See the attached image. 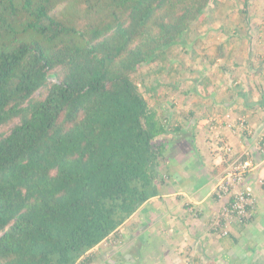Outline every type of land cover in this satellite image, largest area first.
I'll return each instance as SVG.
<instances>
[{
    "label": "trees",
    "instance_id": "16d2710c",
    "mask_svg": "<svg viewBox=\"0 0 264 264\" xmlns=\"http://www.w3.org/2000/svg\"><path fill=\"white\" fill-rule=\"evenodd\" d=\"M222 3L0 0V264H87L159 194L155 139L180 127L157 112L156 86L152 104L144 96L142 67L186 45ZM231 37L202 59L228 62Z\"/></svg>",
    "mask_w": 264,
    "mask_h": 264
},
{
    "label": "rangeland",
    "instance_id": "374dc122",
    "mask_svg": "<svg viewBox=\"0 0 264 264\" xmlns=\"http://www.w3.org/2000/svg\"><path fill=\"white\" fill-rule=\"evenodd\" d=\"M221 1H223L222 11L215 22L200 26L190 33L183 47L182 45L173 46L166 60L142 67L139 82L144 96L152 104L151 89L153 86L158 88L157 93L163 95L164 100L157 107V112L161 114V118L171 119L172 125H175V120L185 115L183 107L186 103H183V99H187L191 106L198 104L203 106L192 93L195 90L200 94L203 91L207 92V89L211 90V82L203 83L202 80L208 78L211 72H214L216 77L219 71L216 67L218 63L215 65L217 71L215 67L213 71L206 70L204 63L200 61L203 60L200 55L204 48L216 44L215 41L229 37V32L235 33L230 38L235 48L232 58L224 62L227 66L224 69L223 78L226 82L231 79L232 90L238 89L237 81L241 83L240 80H242L244 84L247 82L245 85L248 87L251 85L249 81L254 83L261 73L264 74V0H248L249 5L244 12L245 8L240 3L230 6L231 0ZM218 23H221L220 30L214 29V33L207 36V42H203L201 39L203 30L206 28L211 30ZM224 28L226 36L220 33ZM205 44L208 45L205 46ZM192 55H194L193 58H191ZM260 84L263 89L264 80ZM41 92L42 90H38L34 95L39 96ZM254 93L258 95V90ZM259 98L262 100L261 95ZM187 106H189L188 103ZM167 111L173 112L172 115L170 114L171 117H168ZM238 120L241 122V119L238 118ZM234 123H236L235 120ZM162 163L161 155L158 166L160 178L165 177L162 173L164 172ZM259 184L262 185L261 200L259 199L257 204L256 195H253L255 207L251 218L243 223L232 222L227 226L225 235L211 228L215 217L221 215L222 202L219 201H217L219 204L217 203L216 210L210 209L206 216L204 212L198 210L187 213L185 224L186 227L191 226V228H187L188 231L186 230L181 236L169 238L170 240L166 237V229L171 227H164L163 223L162 225L158 223L152 227V230L145 232V227H140V220L144 214H132L115 234L107 236L89 251L93 259L87 264H264V208H262L264 180ZM150 221L162 222L158 212H154L152 218L147 219V224H151ZM194 223L198 225H193ZM220 238H228V245L225 246L222 243L221 246Z\"/></svg>",
    "mask_w": 264,
    "mask_h": 264
},
{
    "label": "crops",
    "instance_id": "0c3cea01",
    "mask_svg": "<svg viewBox=\"0 0 264 264\" xmlns=\"http://www.w3.org/2000/svg\"><path fill=\"white\" fill-rule=\"evenodd\" d=\"M220 25L221 23H218L211 30L209 28L203 30L202 41L207 42V36L212 35L214 29L220 30ZM225 32L224 28L220 33L226 36ZM229 33L235 35L234 32ZM220 39L215 43L221 41ZM200 61L204 63L206 70L211 71L218 63L216 67L219 74L215 77L214 72H211L208 78H203V83L211 82V90L207 89V92L203 91L201 94L195 90L192 93L203 106L200 104L191 106L187 99H183V103L186 105L188 103L189 106L185 105L183 107L185 115L182 114L183 117L175 120L174 126L180 128L174 132L167 131L155 139L161 140L163 145L162 173L165 177H159L157 183L159 194L149 198L133 213L144 214L140 220V227L144 226L145 232L152 230L158 223L161 225L163 223L164 227H171L166 229L168 240L173 236H181L188 231L187 228H191L185 224L186 214L190 211H202L206 216L210 209L216 210L219 202L212 197L213 187L223 172L239 159L251 162L252 168L246 173L244 187L251 189L256 195L257 204L259 199L261 200L262 185L258 180L264 179V155L258 146L264 134V104L259 102L261 100L259 96L264 92V85L262 89L260 84L264 80V74L261 73L254 83L249 81L251 85L248 87L247 82L245 85L242 80H240L242 84L235 81L238 89L232 90L231 79L226 82L223 78L226 63L220 59L212 65L205 59ZM256 90L258 95L254 93ZM171 113L173 112L167 111L168 117H171ZM226 147L229 150H226ZM154 212L159 213L162 222L152 223L151 220V224H147V219H151ZM220 239L221 246L222 243L228 245V238Z\"/></svg>",
    "mask_w": 264,
    "mask_h": 264
},
{
    "label": "built area",
    "instance_id": "2783aa9c",
    "mask_svg": "<svg viewBox=\"0 0 264 264\" xmlns=\"http://www.w3.org/2000/svg\"><path fill=\"white\" fill-rule=\"evenodd\" d=\"M258 148L264 154V134L259 141ZM226 150L229 148L226 147ZM251 168V162L239 159L223 172L213 187L212 197L222 204L221 215L215 217L211 228L220 231L222 235L227 234V226L232 222L243 223L252 216L255 207L254 194L251 189L244 187L246 173ZM263 180L258 181L262 183Z\"/></svg>",
    "mask_w": 264,
    "mask_h": 264
}]
</instances>
